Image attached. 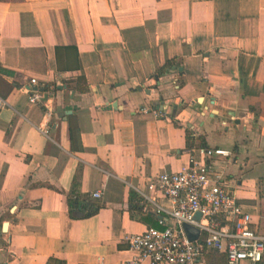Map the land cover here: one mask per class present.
I'll return each instance as SVG.
<instances>
[{"label": "crops", "instance_id": "crops-1", "mask_svg": "<svg viewBox=\"0 0 264 264\" xmlns=\"http://www.w3.org/2000/svg\"><path fill=\"white\" fill-rule=\"evenodd\" d=\"M200 147L264 233V0H0V264H122L162 228L142 193L170 207L147 184Z\"/></svg>", "mask_w": 264, "mask_h": 264}, {"label": "built area", "instance_id": "built-area-1", "mask_svg": "<svg viewBox=\"0 0 264 264\" xmlns=\"http://www.w3.org/2000/svg\"><path fill=\"white\" fill-rule=\"evenodd\" d=\"M31 84L36 80L31 78ZM41 95L29 91L34 103ZM43 133L48 130L44 128ZM189 163L176 172H163L147 184L148 193L159 194L170 203L166 208L156 203L153 196L142 193L143 203L158 216L161 229L149 226L143 232L125 237L131 257L122 264H196L203 252L216 251L225 255L224 264H259L264 255V233L252 228L250 215L239 204L208 161L213 157L228 158L230 152L221 148L191 149ZM93 197H99L95 192ZM200 216L196 219L195 214ZM189 224L199 230L189 240L183 230Z\"/></svg>", "mask_w": 264, "mask_h": 264}, {"label": "trees", "instance_id": "trees-1", "mask_svg": "<svg viewBox=\"0 0 264 264\" xmlns=\"http://www.w3.org/2000/svg\"><path fill=\"white\" fill-rule=\"evenodd\" d=\"M174 67H176V63H174V60H167L162 66L157 67V69L155 70V77L158 79L160 76L167 74ZM76 88L77 90L80 91V93L87 91L88 86L86 84L84 76H80L78 78L77 83H76ZM45 90H47V86L43 87V91ZM69 132H70L69 134H70L71 142L74 143L75 135H76L75 130L70 128ZM187 145L188 146L191 145L188 138H187ZM129 196H130L129 203H130L131 210H140V208L142 209V207L138 204L139 199L137 198V194L131 190ZM67 199H68V204H69V210L73 216H74L73 212L75 211L78 212V215L86 216V215L94 214L98 209L97 205L81 198L76 193L74 194L72 198L68 196ZM263 260H264V255H263L262 261L259 264H263L264 263Z\"/></svg>", "mask_w": 264, "mask_h": 264}, {"label": "water", "instance_id": "water-1", "mask_svg": "<svg viewBox=\"0 0 264 264\" xmlns=\"http://www.w3.org/2000/svg\"><path fill=\"white\" fill-rule=\"evenodd\" d=\"M35 89H36V88H35ZM141 89H142L141 87H138V90H141ZM45 99H46V96H44L43 100H45ZM199 216H200V214L197 212V213L195 214L196 219H198ZM6 225H7L6 223H3V224H2V229H3V230H5ZM183 230H184V232H185V234H186V236H187V238H188L189 240H194V239H196L197 236H198V233H199V230H198L196 227H193V226H191V225H189V224H183Z\"/></svg>", "mask_w": 264, "mask_h": 264}, {"label": "rangeland", "instance_id": "rangeland-1", "mask_svg": "<svg viewBox=\"0 0 264 264\" xmlns=\"http://www.w3.org/2000/svg\"><path fill=\"white\" fill-rule=\"evenodd\" d=\"M264 261V260H263ZM264 264V263H263Z\"/></svg>", "mask_w": 264, "mask_h": 264}]
</instances>
